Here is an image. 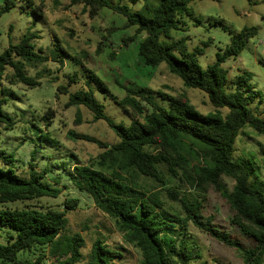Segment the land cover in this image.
I'll return each mask as SVG.
<instances>
[{"label": "trees", "instance_id": "1", "mask_svg": "<svg viewBox=\"0 0 264 264\" xmlns=\"http://www.w3.org/2000/svg\"><path fill=\"white\" fill-rule=\"evenodd\" d=\"M21 1V7L29 15L43 16L42 6L34 0ZM194 1L145 0L139 11L111 0L70 1L71 5H82L90 18L97 17L104 7L124 16L125 27H135L134 33L123 39L126 46L143 35L139 40L138 63L151 67L165 63L186 86L204 91L215 110L201 112L186 93L154 94L146 87L128 86L125 96L119 100L114 95V101L129 108L133 118L129 123L118 122L105 112L104 105L89 88L96 74L87 75V89L72 92L66 84H60L58 91L69 93L67 106L87 107L95 120H105L118 137L117 142L108 143L70 131L73 138L97 143L103 150L88 163L77 162L69 175L75 186L86 191L97 208L112 219L124 242L138 250L141 264H192L198 255L183 240L190 223L234 248L243 264H263L264 187L258 188L257 182L250 181L251 169L234 159V152L238 135L246 126L264 134V118L251 107L256 95L246 86L250 75L245 72L231 81L224 66L228 59L241 53L259 29L242 28L224 49L216 52L215 61L204 67L199 58L212 38L203 47L192 49L186 37L171 35L173 30L185 28V13L192 15L189 5ZM18 3V0H3L0 16ZM214 24L229 29L222 20ZM36 38L38 34L29 30L18 42H10L0 52V126L6 130L17 126V119L6 109L18 98L12 87L41 85L43 76L31 74L30 69L49 60L63 63L65 58L86 67L79 55L70 54L57 42H53L51 53L46 54L45 49L37 48ZM77 75L75 70L67 78L75 82ZM100 85L108 91L104 82ZM164 101L168 104L164 105ZM49 113L50 110L46 118ZM29 130L42 131V128L32 122ZM36 151H32L30 162L33 168ZM17 160L14 152L0 149V264H41L44 254L35 260L20 258L19 254L47 246L51 256L56 257L51 264H120L117 259L121 252L111 249L100 238L85 256L83 235L65 233L67 212L75 209L78 198L67 199L63 210L13 205L44 196L58 197L62 192L44 180L49 168L40 173L35 171L30 177L17 175L12 167ZM166 173L181 178L188 190L171 186ZM225 177L234 181L231 189ZM211 188L227 198L231 223L252 237L255 246H246L204 220L202 208ZM164 194L171 202L178 203L180 210L168 205Z\"/></svg>", "mask_w": 264, "mask_h": 264}, {"label": "rangeland", "instance_id": "2", "mask_svg": "<svg viewBox=\"0 0 264 264\" xmlns=\"http://www.w3.org/2000/svg\"><path fill=\"white\" fill-rule=\"evenodd\" d=\"M71 0H34L42 6V17L28 14L18 6L0 16V52L16 43L29 30L38 34L37 48H43L50 54L53 42L61 44L70 54L79 55L84 66L64 59V62L49 60L47 63L30 69L31 74H39L41 85L30 87L23 84L12 88L18 94L15 102L6 107L17 119L14 130H6L0 126V149L14 152L17 162L12 167L19 176L30 177L35 171L40 173L49 168L45 181L62 192L58 197H41L13 205H36L65 209L64 202L69 198H78L79 203L67 212L66 234L79 232L86 241L82 249L88 256L93 242L100 238L111 249L121 252L120 264H141L142 258L136 248L124 242L112 219L103 213L94 203V199L83 190L78 189L70 178L69 172L77 162L88 163L103 149L97 143L75 139L70 131L88 134L108 143L118 141L116 133L103 119L95 120L94 114L85 106H67L69 93L59 92L58 86L66 84L67 89L74 92L87 89L89 74H96L89 88L104 105L105 112L118 122L129 123L133 118L129 108L121 107L114 100L126 94V87H146L158 94L186 93L192 103L203 113L215 110L208 95L197 88L186 86L182 79L169 71L165 63L155 67L138 63L139 37L128 46L123 39L134 33L135 27L126 28V18L104 7L95 18L84 13L82 5H71ZM113 3L126 4L133 10L143 8L145 0H111ZM3 0H0V7ZM192 15L185 13L187 25L184 29L173 30L174 38L186 37L190 48L204 46V42L212 38V42L204 48L199 58L206 67L216 59V52L225 48L245 26H257L259 32L251 37L241 53L228 59L224 66L228 68L231 81L244 74L250 75L246 86L256 95L251 104L254 112L264 118V0H196L190 5ZM222 20L229 29L216 25ZM198 22V25H195ZM59 41H56L57 38ZM89 68V71H84ZM78 71L77 81H70L68 73ZM104 82L108 91L101 88ZM112 94V95H111ZM164 105L168 101L163 102ZM46 118V112H49ZM225 112L226 109H223ZM32 122L38 124L42 131L29 130ZM34 128V127H33ZM33 130V129H32ZM36 149L35 167L30 166L33 160L32 151ZM234 159H239L251 169V182L258 188L264 187V134L246 126L238 135L235 143ZM171 186L188 190L181 178L167 174ZM231 189L234 181L224 178ZM151 185L153 181L147 180ZM168 205L180 210L176 202H171L164 194ZM204 220L223 232L241 241L248 247L256 245V241L240 231L231 223L232 212L229 202L220 191L211 188L206 193L202 208ZM188 235L183 240L198 255L192 264H243L234 248L217 241L208 233L189 224ZM44 254L41 264H51L56 257L51 256L49 247H37L19 254L20 258L35 260ZM264 264V259H263Z\"/></svg>", "mask_w": 264, "mask_h": 264}]
</instances>
